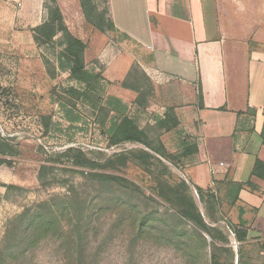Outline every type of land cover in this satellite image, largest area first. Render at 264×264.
Listing matches in <instances>:
<instances>
[{"label": "rangeland", "instance_id": "rangeland-1", "mask_svg": "<svg viewBox=\"0 0 264 264\" xmlns=\"http://www.w3.org/2000/svg\"><path fill=\"white\" fill-rule=\"evenodd\" d=\"M3 1L12 3V0ZM35 3L36 0L29 1L28 7L33 12ZM28 25L20 19L16 25L7 26L5 36L10 37L13 31L25 34L31 27ZM21 43L27 47L23 35ZM10 47V43H0V135L17 146L20 154L11 167H0V241L9 223L26 209L54 196H65L67 188L61 184L68 181L69 185L81 188L83 199L92 209L83 242L51 238L29 255L26 264H211L209 247L200 257L192 256L184 235L191 229L176 218L179 206L171 190L179 181H185L207 223L229 237L234 264H238L241 244L230 228L237 222L238 211L231 209L229 197L222 191L218 194L220 200L214 217L207 215L196 189L183 176V168L188 163L180 157L185 141L177 131L166 132L156 126L164 114L150 80L141 78L140 74L135 81H130L150 94L148 105L137 106L131 115L137 117L154 147L160 142L164 144L168 156L174 158L168 163L142 158L140 151H151L141 144L125 142L110 146L109 129L119 117L112 112L102 128L92 104L95 99L106 96L111 85L101 83L99 92L91 94V99H78L67 89L83 86L71 83L67 74L57 75L53 49L41 47V64L37 65V56L29 52L15 54ZM110 100L104 99L103 104L118 110ZM70 147L82 149L93 166L71 172L65 169L69 165L66 158L53 162ZM43 165L56 167L47 173L44 184L39 179ZM110 175L114 180H107ZM239 197V204L245 207L264 204V193L242 190ZM247 213L250 218L264 220V205L260 215ZM143 216L151 219L147 230L140 228ZM263 244L264 236L252 232L244 245L245 264H264ZM219 254L223 263L231 261L225 250Z\"/></svg>", "mask_w": 264, "mask_h": 264}, {"label": "crops", "instance_id": "crops-1", "mask_svg": "<svg viewBox=\"0 0 264 264\" xmlns=\"http://www.w3.org/2000/svg\"><path fill=\"white\" fill-rule=\"evenodd\" d=\"M29 1L0 0V43H10L15 54L37 56L38 65L41 48L32 30L47 21L48 11L46 0H36L34 12ZM108 1L115 26L127 38L94 29L80 0H57L69 31L87 45V68L111 85L102 102L112 100L118 109L113 114L126 108L132 114L139 93L122 83L138 68L153 83L161 114L174 109L180 124L172 131L198 146L183 168L194 189L218 188L228 198V186L241 184L243 191L264 193V178L254 175L257 160L264 162V0ZM20 19L31 24L29 30L5 36ZM55 66L57 75L75 82ZM239 195L235 203L229 197V205L238 211L236 224L243 220L250 227L258 218L247 212L260 215L264 204L245 207Z\"/></svg>", "mask_w": 264, "mask_h": 264}, {"label": "trees", "instance_id": "trees-1", "mask_svg": "<svg viewBox=\"0 0 264 264\" xmlns=\"http://www.w3.org/2000/svg\"><path fill=\"white\" fill-rule=\"evenodd\" d=\"M80 3L87 23L94 29L102 33H109L119 39L121 37L127 38L115 26L110 15L108 0H80ZM46 8L48 19L32 30L34 41L40 48L47 46L53 49L59 70L70 72L71 79L83 86L82 88L69 87L67 92L78 99H91V94L99 92L101 83H107V81L101 72L91 71L87 68L85 60L87 45L69 31L57 0H49L46 3ZM47 64L49 63L47 62ZM140 74L141 78L149 80L138 68H134L129 74V78L122 83V87L137 91L139 96L135 103L139 108H145L148 105L147 100L150 94L144 93V89L138 85L134 86L130 82L131 80L135 81V77ZM102 101L103 98L99 97L94 100L92 106L101 127L105 128L110 115L114 111L106 107ZM116 116L119 117L118 122L111 124L109 129L110 146L125 142L141 144L154 153L145 150L140 151V156L145 160H158L159 162L164 160L166 163L174 160V158L168 156L164 144L160 142L158 147H154L148 141L150 137L147 131L139 125L137 117L132 116L127 108L124 112H118ZM179 124L180 122L173 110L167 111L164 118L156 122L157 128L166 132L177 129ZM261 137L264 143V129ZM197 153V144L192 139H187L183 143L180 157L189 163L194 160L193 157ZM19 154V148L0 135V167L3 165L11 167L13 160ZM57 156V160L51 161L58 163L62 158H66L69 165L65 169L69 168L68 171L71 172H74L75 169L93 166L91 159L80 148L70 147ZM55 169L54 166L43 165L41 167L39 179L42 184H44L47 173H51ZM254 175L264 178V162L257 160ZM107 180L112 181L114 177L110 175ZM61 186L67 188L65 196H54L33 208L26 209L9 223L4 239L0 241V264H26L25 262L33 251L54 237L67 238L78 244L83 242L85 229L90 224L92 213H89L92 209L88 207L86 200L83 199L80 187L74 184L69 185L68 181H64ZM243 187L244 185L241 184L228 186L230 191H227V196L234 197L232 198L233 203L239 200L238 195ZM196 192L200 202L205 206L207 215L214 217V211L220 200L218 188L207 191L196 188ZM171 193L175 195L179 206L176 218L184 221L191 229L184 235L186 237L185 245L189 247L187 249L191 250L192 256L200 257L203 251L209 247L211 249V264H225L220 259L219 254L220 251L225 250L231 257L228 264H234L235 254L229 246V237L217 227L207 223L191 193L190 186L185 181H179L171 190ZM150 220V216H143L140 222L141 230L149 228ZM214 222L218 221L214 220ZM230 228L235 240L241 244L238 251V264H245L243 261L244 245L250 232H256L264 236V220L257 219L250 227H247L245 221L241 220L239 224H231ZM205 235L209 237L211 242L208 241ZM262 248L264 250V244Z\"/></svg>", "mask_w": 264, "mask_h": 264}, {"label": "built area", "instance_id": "built-area-1", "mask_svg": "<svg viewBox=\"0 0 264 264\" xmlns=\"http://www.w3.org/2000/svg\"><path fill=\"white\" fill-rule=\"evenodd\" d=\"M224 166V164H221V167H223ZM231 233H232V231H231ZM232 235H234L233 233H232Z\"/></svg>", "mask_w": 264, "mask_h": 264}]
</instances>
